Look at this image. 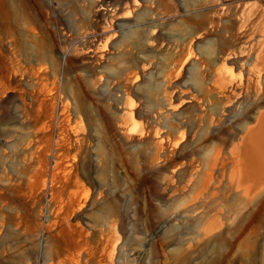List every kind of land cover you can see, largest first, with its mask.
<instances>
[{
    "label": "rangeland",
    "instance_id": "374dc122",
    "mask_svg": "<svg viewBox=\"0 0 264 264\" xmlns=\"http://www.w3.org/2000/svg\"><path fill=\"white\" fill-rule=\"evenodd\" d=\"M218 39L264 42V0H0V264H264L256 205L176 222V102Z\"/></svg>",
    "mask_w": 264,
    "mask_h": 264
},
{
    "label": "bare ground",
    "instance_id": "6f19581e",
    "mask_svg": "<svg viewBox=\"0 0 264 264\" xmlns=\"http://www.w3.org/2000/svg\"><path fill=\"white\" fill-rule=\"evenodd\" d=\"M207 54L210 88L206 92L200 80L192 93L179 89L176 102V175L185 164L196 171L185 178L176 222L186 218L199 236L214 234L231 203L256 205L255 216L264 213V42L245 49L218 39ZM203 111L210 112L209 133L195 144L185 141L194 124L185 113Z\"/></svg>",
    "mask_w": 264,
    "mask_h": 264
}]
</instances>
